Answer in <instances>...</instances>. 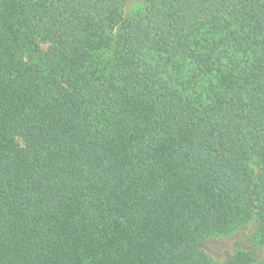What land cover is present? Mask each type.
Listing matches in <instances>:
<instances>
[{"label":"trees","instance_id":"16d2710c","mask_svg":"<svg viewBox=\"0 0 264 264\" xmlns=\"http://www.w3.org/2000/svg\"><path fill=\"white\" fill-rule=\"evenodd\" d=\"M128 1L0 0V264L264 246V0Z\"/></svg>","mask_w":264,"mask_h":264},{"label":"rangeland","instance_id":"374dc122","mask_svg":"<svg viewBox=\"0 0 264 264\" xmlns=\"http://www.w3.org/2000/svg\"><path fill=\"white\" fill-rule=\"evenodd\" d=\"M143 7V0H129L123 8V15L125 18L130 17L140 13ZM201 249L211 264H223L228 255L238 250L249 252L253 257V264H264V246L259 241L257 223L254 220L238 225L227 234L204 236Z\"/></svg>","mask_w":264,"mask_h":264}]
</instances>
